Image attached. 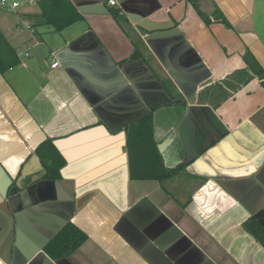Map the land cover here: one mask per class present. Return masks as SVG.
<instances>
[{"label":"crops","instance_id":"crops-1","mask_svg":"<svg viewBox=\"0 0 264 264\" xmlns=\"http://www.w3.org/2000/svg\"><path fill=\"white\" fill-rule=\"evenodd\" d=\"M18 1L0 10V264H264L248 228H264V89L254 77L211 104L246 52L264 67V0H213L229 27L204 0L210 23L187 0H71L82 19L60 31L38 0ZM60 49L86 63L73 78ZM114 65L141 105L129 90L104 107L81 92L112 88L119 76L98 74ZM150 112L159 166L150 143L127 147ZM48 139L64 159L58 179L42 178ZM67 222L86 238L53 259L43 247Z\"/></svg>","mask_w":264,"mask_h":264},{"label":"trees","instance_id":"trees-1","mask_svg":"<svg viewBox=\"0 0 264 264\" xmlns=\"http://www.w3.org/2000/svg\"><path fill=\"white\" fill-rule=\"evenodd\" d=\"M192 4L198 15L205 21L210 23L212 20L200 9V0H187ZM211 8L212 19L215 22L223 23L226 26H230L220 9L214 3L213 0H204ZM41 13V21L51 26L54 30L60 31L68 25L82 19V14L77 10L71 0H38L37 1ZM113 17L118 21H127L125 15L120 13V10H111ZM142 56L140 51L136 48L131 54L130 58L136 59ZM245 66L241 69L234 70L225 79H223L218 85L213 95L211 104L216 107L221 102L226 100L232 95V92L239 89L242 85L249 82L252 78L258 77L260 84L264 89V67H262L250 52H246L243 55ZM15 61L13 64H15ZM5 67L0 65V72H3ZM152 116L151 112L142 118L136 125L128 129L127 147L129 153H135L137 151V144L150 143L153 148L156 161L159 166L161 161L159 153L157 152L156 145L153 142L152 136ZM139 139V140H138ZM40 155V164L44 170L42 178L45 179H58L60 178V168L64 165V159L57 151V149L51 143V140L44 141L40 147L36 150ZM182 165L176 166L173 169L163 168V177L166 178L175 171L179 170ZM253 223L248 224L249 230L252 234L264 245V228L251 220ZM86 238V234L83 233L73 223H65L44 245V251L53 259L64 257L72 253Z\"/></svg>","mask_w":264,"mask_h":264},{"label":"water","instance_id":"water-1","mask_svg":"<svg viewBox=\"0 0 264 264\" xmlns=\"http://www.w3.org/2000/svg\"><path fill=\"white\" fill-rule=\"evenodd\" d=\"M66 51V49H60L58 50L56 53H55V57L58 59H60V66L65 70V72L73 78V76H76V73H75V69L76 68L74 66L75 63H80V64H84L86 65V63H84L85 61H79V60H76L74 58H62L64 57L63 53ZM97 52H101V53H104L102 49H98V50H95V51H92V53L88 54L87 56H91V55H95L97 54ZM59 56V57H58ZM82 59H90L92 60L91 58H87L86 56L82 55ZM112 70V69H111ZM113 70L115 71V73H112V76L110 74V70L108 72H103L101 74H98V77L102 78V80H106V79H109V78H115L116 76H119V80L118 78L116 80H114V82H116V84L112 83V88H109L107 84H101L99 82H94L95 84L94 85H88V90L87 91H83L81 89V92L89 99H91L92 101V105L93 106H101V107H104V106H107V101H112V98L111 95L116 92V93H121L123 91H126V90H129L132 92V99L135 98V101H137V104H142V101L140 98H136L134 96V92L132 91L131 87H129L126 83V81L120 77V72L118 71V68L116 65H114L113 67ZM71 74L73 76H71ZM111 93V94H110ZM18 190L17 186L16 185H13L10 190H9V194H14L16 193Z\"/></svg>","mask_w":264,"mask_h":264},{"label":"built area","instance_id":"built-area-1","mask_svg":"<svg viewBox=\"0 0 264 264\" xmlns=\"http://www.w3.org/2000/svg\"><path fill=\"white\" fill-rule=\"evenodd\" d=\"M109 5H115L116 0H107ZM20 2L18 0H0V10L7 12H15ZM29 28V25H26ZM59 66L58 60L54 59L51 63V67L55 68Z\"/></svg>","mask_w":264,"mask_h":264}]
</instances>
